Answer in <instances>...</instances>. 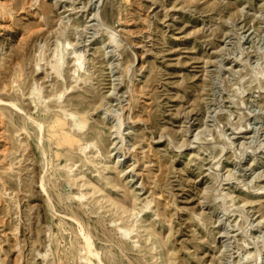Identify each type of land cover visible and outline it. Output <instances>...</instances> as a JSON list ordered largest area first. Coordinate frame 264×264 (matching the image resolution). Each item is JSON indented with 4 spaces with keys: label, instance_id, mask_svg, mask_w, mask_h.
I'll use <instances>...</instances> for the list:
<instances>
[{
    "label": "rangeland",
    "instance_id": "374dc122",
    "mask_svg": "<svg viewBox=\"0 0 264 264\" xmlns=\"http://www.w3.org/2000/svg\"><path fill=\"white\" fill-rule=\"evenodd\" d=\"M0 264H264V0H0Z\"/></svg>",
    "mask_w": 264,
    "mask_h": 264
},
{
    "label": "bare ground",
    "instance_id": "6f19581e",
    "mask_svg": "<svg viewBox=\"0 0 264 264\" xmlns=\"http://www.w3.org/2000/svg\"><path fill=\"white\" fill-rule=\"evenodd\" d=\"M73 53H74V57L76 59V62L80 63L81 65H83L84 64V61H83L84 53L82 51H77V50H74ZM51 65H52V63H51ZM52 67L54 68L56 66L52 65Z\"/></svg>",
    "mask_w": 264,
    "mask_h": 264
}]
</instances>
